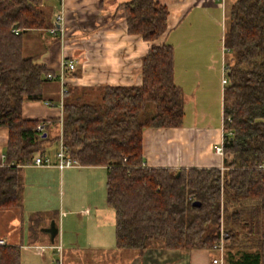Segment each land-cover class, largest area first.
I'll return each instance as SVG.
<instances>
[{
  "label": "trees",
  "instance_id": "trees-1",
  "mask_svg": "<svg viewBox=\"0 0 264 264\" xmlns=\"http://www.w3.org/2000/svg\"><path fill=\"white\" fill-rule=\"evenodd\" d=\"M45 4L0 0V127L9 130L0 166V208L21 205L24 167L45 155L48 143L62 139L81 165L106 167L119 249H212L223 221L226 251L239 247L240 235L248 241L231 262L264 264V0H236L227 12L224 45L231 55L223 93L224 170L145 163L144 130L184 122L185 93L175 80L174 46L166 42L153 44L143 57L141 85L66 86L62 134H51L54 121L46 136L39 132L42 120L26 119L23 104L43 100L48 75H57L23 49L25 33L52 24ZM125 15L129 32L148 41L169 29V9L158 0H130ZM149 103L155 113L142 119ZM36 216L34 231L40 223ZM0 264H22L21 246L0 245Z\"/></svg>",
  "mask_w": 264,
  "mask_h": 264
},
{
  "label": "crops",
  "instance_id": "crops-1",
  "mask_svg": "<svg viewBox=\"0 0 264 264\" xmlns=\"http://www.w3.org/2000/svg\"><path fill=\"white\" fill-rule=\"evenodd\" d=\"M128 1L65 0V34L42 30L47 39L43 35L40 49L28 55L46 64L58 77L64 72L65 81L53 79L45 83L43 100L23 104L24 117L50 119L55 122L51 134H62L60 101L64 86L82 89L103 85H141L143 57L153 44L170 43L175 50V80L185 93L184 122L180 127L146 128L143 133L144 160L150 167L174 170L224 168V156L216 152L225 133L223 114L221 119L220 111H217L218 118L215 117L211 100L215 98L214 104L219 103L225 87L223 77L226 75L227 50L223 45L225 32L219 29V15L224 14L225 5L221 0H158L169 9V29L161 38L148 41L129 32L125 15V3ZM45 3L50 9L52 23L59 0H45ZM186 21H191V24L184 27ZM66 60L73 61L76 68L69 70L64 67ZM54 81L58 83L56 91L52 85ZM54 93L56 97L52 96ZM8 138V128L0 127V166L5 163ZM30 167L38 169L36 171L41 172L44 178L41 180L36 174L41 181H32L27 172ZM86 167H103L107 178L106 167ZM67 169L55 165L25 166L21 205L0 208V241H3L0 245L21 246L22 264H59L61 260L56 262L55 252L61 249L63 253L86 255L89 252V257L104 264H212V257L216 254L210 249L183 251L154 246L143 253L119 249L116 237L106 239L104 231L107 223L115 224L113 209L96 208L95 211L87 207L76 213L66 209ZM55 193H62L63 211L48 210L54 204ZM50 195L52 199H49ZM39 200L44 203L43 208ZM101 213L105 215L100 220L97 217L101 218ZM34 214L40 218L36 231L32 230ZM75 220L81 221L75 227L83 222L90 225L93 222L97 230L95 236L83 240L78 232L73 231L74 235H71V223ZM52 223L58 226L54 242L43 230ZM103 223V227H98ZM229 250L225 264L231 261L230 258L236 260L242 255L239 247Z\"/></svg>",
  "mask_w": 264,
  "mask_h": 264
},
{
  "label": "rangeland",
  "instance_id": "rangeland-1",
  "mask_svg": "<svg viewBox=\"0 0 264 264\" xmlns=\"http://www.w3.org/2000/svg\"><path fill=\"white\" fill-rule=\"evenodd\" d=\"M236 0H224V14H220L219 15V29L221 32H225V29L227 27V12L229 10V7L235 2ZM223 3V2H222ZM191 21H186L183 26L187 27L189 26L191 23ZM203 26H201L202 28ZM43 35L45 36V38L47 39V35L42 31V30H31L27 33L24 34V55L28 56L31 55V53H34V51H38L40 49V40H42ZM224 45V42H223ZM225 47V45H224ZM38 49V50H37ZM226 49V48H225ZM231 53L228 52L227 53V58L226 61H229V57H230ZM50 82H46V84H48ZM52 85L55 87V91L57 90V86L58 83L57 82H53ZM54 97H56L55 93L54 95H52ZM215 100V98H214ZM214 100L212 102L214 109H215V117L218 118V115H220L221 119H222V105H223V98L220 100L219 103L215 102L214 104ZM222 101V102H221ZM153 104L149 103L146 107V109L141 113V118L142 119H146L148 117H150L151 115H153L155 112H153ZM217 111H220V114H217ZM52 129V128H51ZM51 132V130H50ZM60 132V131H59ZM58 132V133H59ZM59 149V141L54 142L53 144L48 143L47 147H46V154L49 155L53 160L55 157V154L57 153ZM56 158V157H55ZM225 169V167H224ZM38 169L34 168V167H30L28 168L26 174H28V176L30 175V178L32 181H41L44 178V175L41 172L36 171ZM66 173H69V176L67 177V181H66V195H65V206L66 209L73 211V213L76 212H81L85 209H87V207L93 208V210L97 211L96 208H110L108 203H107V178H106V171L103 167H99V168H93V167H73V168H69L66 170ZM39 176V180L37 175ZM27 176V177H28ZM77 178V179H75ZM80 178V179H78ZM29 180V182L31 181ZM61 195L62 193H55L54 195V204L48 209V210H60L63 211V207L61 205ZM51 195H50V198ZM40 201V200H39ZM46 201V200H45ZM40 207L43 208L44 207V203L40 201ZM40 208V209H41ZM104 213H101V218L97 217L98 219H102L104 218ZM263 221H264V215L262 217ZM76 222H72L71 223V228L70 231H72L71 235L73 233V231L75 233H79V236L81 239L83 240H88L92 237L95 236V231L96 228L93 224V222L90 224H86L85 222H83L81 224V226H77L75 227V225L79 224V220H75ZM105 222V221H104ZM73 224V225H72ZM104 223L98 227H103ZM76 228H78L79 230H77ZM72 229V230H71ZM104 231L106 232V239L108 238H114L115 236V224L114 223H107L104 226ZM246 238L243 235H240V237L237 239L236 243L238 244L239 247L245 249L244 247H246L247 245ZM246 244V245H245ZM242 249V250H243ZM216 254V252H214ZM90 254L89 252L85 254H75L73 252H69V251H65L63 253V250H59L55 252V260L56 262L58 261H62V264H104L100 261H94L91 256L89 257ZM226 257H227V251H226ZM88 258V259H87ZM227 264H233L231 261H228Z\"/></svg>",
  "mask_w": 264,
  "mask_h": 264
},
{
  "label": "built area",
  "instance_id": "built-area-1",
  "mask_svg": "<svg viewBox=\"0 0 264 264\" xmlns=\"http://www.w3.org/2000/svg\"><path fill=\"white\" fill-rule=\"evenodd\" d=\"M224 4V0H221ZM65 20H66V14H65V0H59L58 6L56 7L53 18H52V25L48 28L50 33L57 34L60 32L62 35L65 34ZM18 33V32H17ZM64 67H67L69 70H74L76 68V65L73 61H64ZM48 78L50 80L55 79L56 77L53 74H49ZM57 79H60V81H65V74L64 72L60 74V76H57ZM229 82V79L227 75L223 77V84L227 85ZM66 92V86H64L61 90V101L60 106L63 109V102H64V94ZM47 104L52 105V102H47ZM52 123V120L50 119H44L42 120L38 126L37 129L39 132H45L48 125ZM62 123V122H61ZM216 152L220 156H224V149L223 144L216 147ZM146 163V162H145ZM32 166H58L60 169L65 168H72V167H80L82 166L76 158H72L68 155L67 147L63 144V140H60L59 149L56 153V161H54L49 155H37L33 162L27 164ZM224 170V168H222ZM224 230H223V221H222V229H221V239L219 243L213 246L212 250L213 252H216V255L212 257V264H225L226 260V246H225V236H224ZM0 243H3V241H0ZM59 264H62L61 261Z\"/></svg>",
  "mask_w": 264,
  "mask_h": 264
},
{
  "label": "water",
  "instance_id": "water-1",
  "mask_svg": "<svg viewBox=\"0 0 264 264\" xmlns=\"http://www.w3.org/2000/svg\"><path fill=\"white\" fill-rule=\"evenodd\" d=\"M46 135H47V133L45 132L44 136H46ZM194 204L195 205H200V202H195ZM43 230H44V232H46L48 234L50 240L52 242H54L56 237H57V235H58V226H57V224L56 223H52L50 226H48L47 228H44Z\"/></svg>",
  "mask_w": 264,
  "mask_h": 264
}]
</instances>
